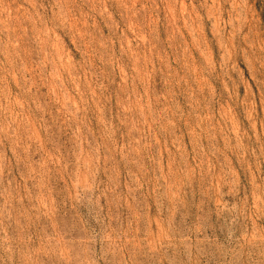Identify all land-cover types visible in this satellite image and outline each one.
I'll return each instance as SVG.
<instances>
[{"label": "rangeland", "instance_id": "obj_1", "mask_svg": "<svg viewBox=\"0 0 264 264\" xmlns=\"http://www.w3.org/2000/svg\"><path fill=\"white\" fill-rule=\"evenodd\" d=\"M0 264H264V0H0Z\"/></svg>", "mask_w": 264, "mask_h": 264}]
</instances>
